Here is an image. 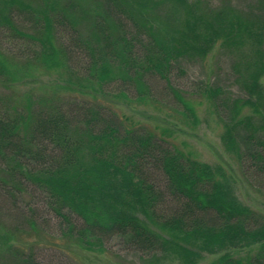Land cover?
<instances>
[{"label": "trees", "instance_id": "1", "mask_svg": "<svg viewBox=\"0 0 264 264\" xmlns=\"http://www.w3.org/2000/svg\"><path fill=\"white\" fill-rule=\"evenodd\" d=\"M245 1L0 0L1 94L35 74L58 77L48 95H0V264H39L37 241L27 253L13 242L20 223L1 222L8 199L29 190L61 224L56 250L100 253L119 237L140 264L206 254L218 255L210 264H264V214L237 198L224 167L174 142L178 127L194 130L211 113L241 174L264 183V0ZM216 47L236 94L209 79L173 84L183 61ZM123 106L172 123L151 126Z\"/></svg>", "mask_w": 264, "mask_h": 264}, {"label": "rangeland", "instance_id": "2", "mask_svg": "<svg viewBox=\"0 0 264 264\" xmlns=\"http://www.w3.org/2000/svg\"><path fill=\"white\" fill-rule=\"evenodd\" d=\"M209 1L217 2V0ZM233 3L237 6L248 4L245 0H233ZM33 5L35 4L33 3ZM12 18L20 26H29V22H26L25 17L21 14L17 16L14 13ZM3 31L5 30L3 29L0 32ZM0 44L3 47L9 46L6 38L1 33ZM217 49L218 47L203 62L183 61L181 65L183 72L181 73L176 69L172 73L173 84L179 88L187 89L190 81L209 79L227 87L236 94L237 90L233 86L232 76L228 71V57ZM34 76H36V79H25V83H14L15 87L5 91L4 94H1V89L0 95L17 97L30 91V89H33V94L37 96L42 92H44L42 94L48 95L58 79L57 74L54 72H42ZM261 81L264 82V78ZM119 109L122 113L151 126H154V124L164 126L166 122H171L168 119L164 121L162 114L145 111L143 107L123 106ZM178 128L174 142L185 151H189L197 160L219 164L224 167L234 179V191L237 198L251 209L264 214V183L257 182L249 175L241 174L235 157L227 153L221 144L219 138L221 125L216 117L211 113L204 114L201 123L194 130L183 126ZM8 200L10 203L8 202L5 205L8 210H3L1 222L11 225V227L20 223L24 233L22 236L15 235L13 242L25 247L27 253L28 247L32 245L27 240L34 238L37 241L38 244L35 247L33 246L32 253L39 264H140V253L128 247L119 237L105 239L103 251L100 253L83 250L73 244H69L60 250L53 249L49 247V244L59 236L61 224L49 209L43 193L38 190H29L21 193L15 200L10 198ZM15 216H17V219ZM35 230L38 231V236H30V233H34ZM2 241L3 238L0 236V243ZM62 243H66V241L63 239ZM217 256L206 254L197 264H210Z\"/></svg>", "mask_w": 264, "mask_h": 264}]
</instances>
